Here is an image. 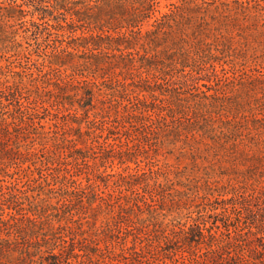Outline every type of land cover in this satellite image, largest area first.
Returning a JSON list of instances; mask_svg holds the SVG:
<instances>
[{
  "label": "trees",
  "instance_id": "trees-1",
  "mask_svg": "<svg viewBox=\"0 0 264 264\" xmlns=\"http://www.w3.org/2000/svg\"><path fill=\"white\" fill-rule=\"evenodd\" d=\"M162 1L0 0V264H264V0Z\"/></svg>",
  "mask_w": 264,
  "mask_h": 264
},
{
  "label": "rangeland",
  "instance_id": "rangeland-1",
  "mask_svg": "<svg viewBox=\"0 0 264 264\" xmlns=\"http://www.w3.org/2000/svg\"><path fill=\"white\" fill-rule=\"evenodd\" d=\"M171 2H175V0H163V1H162L163 11H166V10H167V8H165V6H166L167 4H170ZM161 159H163V158H161ZM133 167H134V165H133Z\"/></svg>",
  "mask_w": 264,
  "mask_h": 264
}]
</instances>
